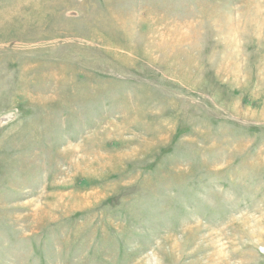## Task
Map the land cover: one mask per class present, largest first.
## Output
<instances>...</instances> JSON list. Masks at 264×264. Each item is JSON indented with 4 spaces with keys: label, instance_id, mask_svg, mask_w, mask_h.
<instances>
[{
    "label": "rangeland",
    "instance_id": "374dc122",
    "mask_svg": "<svg viewBox=\"0 0 264 264\" xmlns=\"http://www.w3.org/2000/svg\"><path fill=\"white\" fill-rule=\"evenodd\" d=\"M0 264H264V0H0Z\"/></svg>",
    "mask_w": 264,
    "mask_h": 264
}]
</instances>
